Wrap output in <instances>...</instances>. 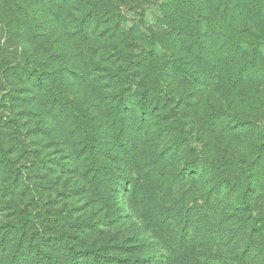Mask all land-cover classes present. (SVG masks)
I'll use <instances>...</instances> for the list:
<instances>
[{
    "label": "rangeland",
    "instance_id": "obj_1",
    "mask_svg": "<svg viewBox=\"0 0 264 264\" xmlns=\"http://www.w3.org/2000/svg\"><path fill=\"white\" fill-rule=\"evenodd\" d=\"M20 53L44 78L0 81V264H45L31 240L66 264L64 239L176 264L194 211L264 264L233 214L264 215V0H0V64Z\"/></svg>",
    "mask_w": 264,
    "mask_h": 264
},
{
    "label": "trees",
    "instance_id": "obj_2",
    "mask_svg": "<svg viewBox=\"0 0 264 264\" xmlns=\"http://www.w3.org/2000/svg\"><path fill=\"white\" fill-rule=\"evenodd\" d=\"M90 3V0H84ZM19 60H16L15 63H10L9 61L4 60L0 64L2 66V70H0V81L3 77H8L7 72L12 69L15 72H21L29 82L33 80L35 85H39L44 78V72L41 70H37L33 67L28 66L27 58L25 53H20ZM169 64H172L169 61ZM1 69V68H0ZM3 85V84H2ZM2 89V88H1ZM0 89V91H1ZM9 91V88L4 90V94ZM10 92V91H9ZM3 93V92H2ZM117 101H120L124 94L120 91L117 94ZM139 107L143 106L141 101L137 102ZM242 124H247V120H243ZM264 133V129H262L261 134ZM91 147H89L90 150ZM25 151V149H24ZM92 151V149H91ZM184 169L187 170L191 167L189 163H185ZM130 185L133 186V191L136 192L138 188V181L132 182ZM233 187L227 185L224 187V194L227 192H232ZM137 197V196H135ZM251 198H247L246 196L242 195L241 197L237 198L235 201V206L233 209V214L240 224H244L245 226L252 227L251 233L252 237L259 243L258 251L256 253L264 258V215L262 213H258V215H254L251 209ZM140 219L142 217L139 216ZM201 214L198 211H194L193 218L190 221L184 220L181 230H179V226L177 229H173L172 235L175 237L172 238V241L165 245L171 252V256L174 258V262L176 264H236V259H239V263L243 261L242 256L239 254H235L232 258L225 259L221 257L220 253L222 249H229V246L233 244H240L241 233L240 230H235L234 236H231V239L227 236L217 235V237L210 239L209 242L202 239H198L199 232L203 227V222L201 220ZM168 220V219H167ZM182 221V217H174V221ZM23 226H19L18 229H22ZM185 228V229H184ZM171 234V233H170ZM191 236V237H190ZM195 238V239H194ZM138 244L143 243L144 239L142 235L138 236ZM180 240V243H179ZM207 243V244H206ZM28 247L34 250V254L39 259H46L44 262L45 264H61L58 258L53 257V255L44 254L38 248V244L34 243L32 240L28 242ZM62 246H64L66 252V264H150L152 263V259L149 262H144L143 259H128L122 257L121 253L118 251L122 250L121 245H111L104 247L105 251H101L102 249H94L88 248L85 250H77L72 245L68 244L67 241L64 239L62 241ZM249 245V244H248ZM139 246V245H135ZM213 248V249H212ZM113 249V250H111ZM108 250V251H107ZM117 251V252H116ZM238 249L236 252H239ZM219 252V253H216ZM185 254V255H181ZM18 255H15V258ZM230 259V260H229ZM161 262V261H160ZM264 262V260L262 261ZM6 264H14L6 263ZM63 264V263H62ZM263 264V263H262Z\"/></svg>",
    "mask_w": 264,
    "mask_h": 264
}]
</instances>
